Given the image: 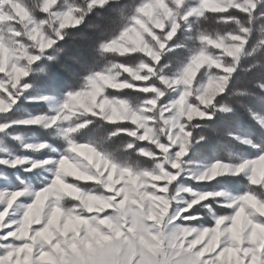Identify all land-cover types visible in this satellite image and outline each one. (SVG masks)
<instances>
[{"label": "snow or ice", "instance_id": "6c2138e0", "mask_svg": "<svg viewBox=\"0 0 264 264\" xmlns=\"http://www.w3.org/2000/svg\"><path fill=\"white\" fill-rule=\"evenodd\" d=\"M0 264H264V0H0Z\"/></svg>", "mask_w": 264, "mask_h": 264}, {"label": "trees", "instance_id": "16d2710c", "mask_svg": "<svg viewBox=\"0 0 264 264\" xmlns=\"http://www.w3.org/2000/svg\"><path fill=\"white\" fill-rule=\"evenodd\" d=\"M85 35L90 36L91 34L85 33ZM63 46L66 49V53L63 54L62 56L61 64L55 65L53 67V72L60 79L66 82H71V76L69 72L65 71L63 65L70 63V57L79 55L84 50H86L89 47V41L87 39H80V40H76L75 42L69 41V42H65ZM25 107H28V106H25ZM20 131L25 132V134L28 137L39 138V139L48 138L47 134L40 131L39 129H20ZM222 146H227L229 148H232L235 152H238V153L253 154L250 149L244 148L242 145L236 144L235 142L227 140V139L222 140L221 144L217 145V149L219 150ZM16 150L17 152H21L19 145H16ZM26 153H29L31 155H36L33 152H26ZM194 187H201V186L194 185Z\"/></svg>", "mask_w": 264, "mask_h": 264}, {"label": "rangeland", "instance_id": "374dc122", "mask_svg": "<svg viewBox=\"0 0 264 264\" xmlns=\"http://www.w3.org/2000/svg\"><path fill=\"white\" fill-rule=\"evenodd\" d=\"M30 138H32V139H36V138H33V137H30ZM20 154H21V155L32 156L31 154H29V153H26V152H20Z\"/></svg>", "mask_w": 264, "mask_h": 264}]
</instances>
